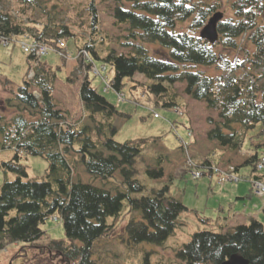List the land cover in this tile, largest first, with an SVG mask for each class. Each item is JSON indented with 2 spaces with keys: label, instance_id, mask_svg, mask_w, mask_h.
I'll use <instances>...</instances> for the list:
<instances>
[{
  "label": "trees",
  "instance_id": "trees-1",
  "mask_svg": "<svg viewBox=\"0 0 264 264\" xmlns=\"http://www.w3.org/2000/svg\"><path fill=\"white\" fill-rule=\"evenodd\" d=\"M5 1L0 0V40L27 37L66 52L59 42L69 37L77 39L71 25L54 23L59 18L58 4L48 9V0H16L20 6L15 11L5 7ZM258 1L116 0L113 24L127 32L117 37L127 51H119L110 47L102 34L96 0H80L84 10L76 15L87 14L89 33L84 42L76 41V64L67 80L73 83L82 79L79 96L90 124L83 118L72 120L68 111L59 106L54 90L61 66H53L43 57L28 53L29 67L22 85L0 79L4 91L10 93L3 99L4 108L13 100L17 102L11 116L0 108V152L12 151V156L0 159V169L6 175L16 176L6 177L0 186V248L18 242L36 247L49 257L48 261L40 257L38 264H100L93 258V244L115 232L114 221L121 215L125 200L130 212L140 214L125 225L128 240L164 246L188 207L169 194V184L145 193V186L136 178L135 165L145 146L156 139L124 143L115 140L116 118L125 117V113L92 85L90 72L97 76L93 67L99 60L106 72H113L109 84L118 93H124L128 85L125 80L129 79L135 81L131 88L142 87L141 92L148 99L174 110L179 106L174 85L184 83L188 96L217 111V120L209 118L213 126L208 138L239 150L248 130L261 124L264 133V23L262 18L257 19L255 10H263ZM225 2L233 15L222 10ZM218 11L224 12V18L218 23L219 40L212 45L200 37L199 30ZM15 12L27 15V19ZM39 14L46 17L45 22H41ZM187 22V29L180 30L179 26ZM249 32L255 50L248 54V59L259 72L247 70L238 75L240 64H233L217 48L220 45L240 51L239 39ZM97 42L107 46L104 53L96 48ZM149 42L156 43L161 50L159 56L151 52ZM83 49L89 51L90 59L81 53ZM61 58L66 63L67 59ZM222 64L232 68L218 77L198 69ZM137 74L145 80L136 81ZM30 155L41 156L48 162L42 179L29 176L24 159ZM164 157L163 153L157 156L156 167L147 166L150 178L164 177ZM261 157L256 152L233 170L239 173L241 166L251 165L252 177L248 179L264 181V174L257 169ZM78 163L92 179L99 178L103 184L118 171L122 180L112 189L92 181H74ZM197 167L203 176L214 175L210 158H203ZM56 213L64 224L66 239L44 241L46 231L42 226ZM248 220L235 226L225 225L222 231L193 233L188 242L176 249L174 264H222L233 254L244 256L252 264H264V222L255 217ZM146 264H151L149 258Z\"/></svg>",
  "mask_w": 264,
  "mask_h": 264
},
{
  "label": "rangeland",
  "instance_id": "rangeland-1",
  "mask_svg": "<svg viewBox=\"0 0 264 264\" xmlns=\"http://www.w3.org/2000/svg\"><path fill=\"white\" fill-rule=\"evenodd\" d=\"M96 2L102 34L106 36L109 46L116 47L119 51H127L126 47H122L117 42V37L127 32L124 27L119 28L113 24L112 9L116 0H96ZM54 3L58 4L60 10V13H57L59 18L54 19V23H68L71 25L72 31L78 35L77 39L69 37L65 41L70 54L66 63L55 51H50L43 56V59L53 66H61L58 71V86H55L54 90L56 99L59 100V106L63 108L67 105L66 101L69 102L72 112L67 111L72 119L78 120L76 117L80 116L81 118L84 115L83 104L80 105L81 100L79 97V85L82 79L79 78L72 83L67 80V77L76 64V41L82 43L88 38L87 14L83 13L82 17L76 15L77 11L84 10L82 8L84 3H80V0H48L47 8L50 9ZM257 3L263 5V10H255L257 19L259 21L262 18L264 23V0H259ZM4 6H10L11 9L14 8L16 11L20 5L16 0H7ZM222 10H227L228 16L233 15L231 7L226 2ZM15 13L23 19H27V15ZM40 16L42 15L39 14ZM39 19L41 22L46 21V17H40ZM188 22L179 26L180 30H186ZM250 34L249 32L239 39L242 45L240 51L231 48L224 49L220 45L217 48V51L223 52L224 56L233 64H240L238 75L247 70L257 74L259 72L248 59L250 57L248 54L251 55L255 50L249 37ZM24 42H30V40L26 37H19L7 46L0 44V79L2 81L8 79L15 86L23 84L24 77L28 72V53L23 49L22 43ZM147 46L151 49V52L153 51V54L159 56L161 50L158 49L156 43L149 42ZM106 47V45L97 42L96 48L102 51L101 53L105 52L104 48ZM102 64L103 62L96 61L99 68ZM198 69L215 77L221 76L222 73H229V69L225 70L223 65L200 66ZM102 75L106 76V79H103L101 75L95 76L90 72L92 85L97 88L99 93L105 95L111 103L116 104L119 111L125 113V117L116 118L117 132L114 136L115 140L124 143L140 138L156 139L145 146L135 165L136 178L145 186V193L150 194L153 189H159L169 184V194L181 200L188 209L181 213L175 233L166 240L164 246L147 242L133 243L128 240L124 228L131 217L139 218L140 214L130 212L128 201L125 200L121 215L114 221L115 232L99 238L93 244V258L100 264H146V258H149L151 264H174L176 249L188 242L193 233L200 230L222 231L225 225L230 227L248 222L249 220L244 218L246 217L244 213L247 210L246 207L255 210L262 200L256 196H252L251 199H238L237 196L232 197L229 190L239 191L242 193L240 195L243 196L250 191L252 183L248 178L252 177L250 175L252 173L251 165L240 167V177L243 175L246 179L242 177L238 179L239 183L222 185L217 183L216 177L209 174L194 178L192 171H187V168L190 167L186 164H188L189 156L196 164L207 157L210 158L213 166L220 165V168L228 172L230 168L243 163L245 159L256 152L260 157L263 156L264 133H261L262 125L259 124L248 130L241 149L231 150L226 146H221L216 140L208 138V131L213 126L209 122V118L217 120V111L209 109L204 101L194 100L188 96L184 92V83L174 85L177 91V102L186 111L181 114L172 108L163 106L162 102L156 103L154 100L148 99L141 92L142 87L138 89L131 88L135 81L129 79L125 80L128 85L123 90L126 97L123 101H119V94L113 87L108 91L105 90L106 82L111 79L113 72L108 70V72H103ZM135 80L143 82L145 78L141 74H137ZM60 83L68 90L62 91L63 86L61 87ZM3 88L0 85V108L5 109L2 102H4L3 99L10 96V93L4 91ZM15 104L17 102L13 100L7 106V109H5L7 116H11L16 112ZM156 114L160 116L156 117ZM82 118H84V122L91 123L88 117L83 116ZM188 132H190V136ZM190 137L192 142L187 144V148L181 147L182 142L190 141ZM161 153L165 154L163 160L165 175L159 179H152L148 176L146 168L147 166L156 167L157 156ZM10 156H12V151L8 149L0 152V159L2 160H6ZM24 162L28 164V172L31 178L42 179L45 176L48 162L43 157L30 155L24 159ZM261 172L264 174V170ZM6 177L14 179L16 176L13 173L6 175L0 169V186ZM73 180L92 181L97 186L112 189L120 184L122 177L118 171L112 180L103 184L99 178L92 179L84 166L78 163L73 174ZM203 218H206V220L204 221ZM262 221L264 222V218ZM42 227L46 231L44 241L66 239L65 227L60 217L58 219H55L54 216L51 217ZM40 257L47 261L49 259L48 253H42L40 249L29 246L24 242L11 244L5 249L0 248V264H38Z\"/></svg>",
  "mask_w": 264,
  "mask_h": 264
},
{
  "label": "water",
  "instance_id": "water-1",
  "mask_svg": "<svg viewBox=\"0 0 264 264\" xmlns=\"http://www.w3.org/2000/svg\"><path fill=\"white\" fill-rule=\"evenodd\" d=\"M223 12H215L202 27L200 37L210 42L212 45L219 40L218 23L223 19ZM222 264H252L247 258L239 254L231 255Z\"/></svg>",
  "mask_w": 264,
  "mask_h": 264
},
{
  "label": "built area",
  "instance_id": "built-area-1",
  "mask_svg": "<svg viewBox=\"0 0 264 264\" xmlns=\"http://www.w3.org/2000/svg\"><path fill=\"white\" fill-rule=\"evenodd\" d=\"M26 50H29L33 53H45L47 51V48L44 46H38L37 44H32L29 47H26ZM264 167V158L262 160H260L258 162V168L261 169ZM216 171L219 174V182L221 184L227 183V182H231V181H238L239 177L231 172H225L223 169L221 168H216ZM231 174V175H229ZM199 173L195 172V176H198ZM253 189L255 194H257L258 196L264 197V183L261 181H256L253 185Z\"/></svg>",
  "mask_w": 264,
  "mask_h": 264
},
{
  "label": "crops",
  "instance_id": "crops-1",
  "mask_svg": "<svg viewBox=\"0 0 264 264\" xmlns=\"http://www.w3.org/2000/svg\"><path fill=\"white\" fill-rule=\"evenodd\" d=\"M57 85L56 86H58V81H57V83H56ZM61 87L63 86L61 83L59 84ZM68 89H66L65 88V86H63V89H62V91H67ZM55 93V97H56V92H54ZM65 98H67V97H65ZM59 101V100H58ZM80 105L82 106V102L80 101ZM66 107H65V109L66 110H69V111H71L72 112V109H71V105H70V103L69 102H67L66 101ZM83 117V116H82ZM81 117V118H82ZM75 118V117H74ZM76 118H80V116L79 117H76ZM83 121H85L84 120V118H83ZM87 123V122H86ZM246 160V159H245ZM244 160V161H245ZM242 164V163H241ZM241 164H239V165H241ZM239 165H237V166H239ZM230 191V194H231V196L232 197H234V196H237V198L238 199H243V198H249V199H251L252 198V194H251V191H249L248 193H246L245 194V196H243V195H240V194H242V193H240L239 191H236V190H229ZM248 194H251V196L250 197H247V195ZM250 206H251V204H249ZM247 208V210H246V212H244L245 213V215H246V217H244L245 219H247L248 220V218L249 217H255V218H258V219H260L261 221H262V219L264 218V216H263V214H264V203H263V201L261 202V203H258V206L256 207V209L254 210L253 208H248V207H246ZM227 222V221H226Z\"/></svg>",
  "mask_w": 264,
  "mask_h": 264
}]
</instances>
